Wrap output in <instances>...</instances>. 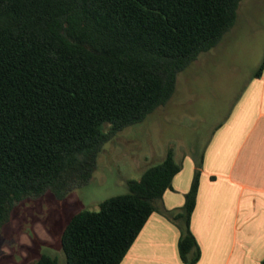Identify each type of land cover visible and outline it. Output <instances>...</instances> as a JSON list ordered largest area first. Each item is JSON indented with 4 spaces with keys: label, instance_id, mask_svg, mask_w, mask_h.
Instances as JSON below:
<instances>
[{
    "label": "trees",
    "instance_id": "obj_1",
    "mask_svg": "<svg viewBox=\"0 0 264 264\" xmlns=\"http://www.w3.org/2000/svg\"><path fill=\"white\" fill-rule=\"evenodd\" d=\"M240 2L0 0V227L23 200L85 186L102 145L168 103L177 75L220 43ZM263 70L264 56L254 76ZM198 168L183 206L161 211L179 230L183 264L200 258L190 230ZM179 170L170 150L128 193L73 215L61 236L66 264H120Z\"/></svg>",
    "mask_w": 264,
    "mask_h": 264
},
{
    "label": "rangeland",
    "instance_id": "obj_2",
    "mask_svg": "<svg viewBox=\"0 0 264 264\" xmlns=\"http://www.w3.org/2000/svg\"><path fill=\"white\" fill-rule=\"evenodd\" d=\"M234 26L230 35L223 36L216 48L219 51H214L219 62L203 73L200 54L197 63L177 75L175 91L166 105L102 145L96 169L85 186L62 198L47 191L13 205L7 223L0 227V264H32L43 255L66 264L61 236L73 215L97 211L103 201L128 193L127 182L139 180L147 169L162 163L168 151L177 164L183 153L199 152L209 128L222 119L259 67L252 66L254 59L258 65L263 59L264 0H241ZM227 49L234 52L230 59L224 55ZM247 57L252 63L248 64Z\"/></svg>",
    "mask_w": 264,
    "mask_h": 264
},
{
    "label": "crops",
    "instance_id": "obj_3",
    "mask_svg": "<svg viewBox=\"0 0 264 264\" xmlns=\"http://www.w3.org/2000/svg\"><path fill=\"white\" fill-rule=\"evenodd\" d=\"M255 33H250L254 47ZM220 43L201 54L203 73L220 61L214 52ZM233 53L227 49L224 55L230 59ZM246 61L252 63L248 57ZM257 62L255 58L252 66H259ZM254 74L222 119L209 128L199 152L180 155L172 189L164 192L159 209L150 215L120 264H183L179 230L161 211L183 206L197 164L199 187L190 219L200 250L195 264H260L264 259V70L258 78Z\"/></svg>",
    "mask_w": 264,
    "mask_h": 264
}]
</instances>
